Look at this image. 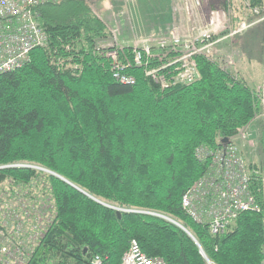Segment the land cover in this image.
Segmentation results:
<instances>
[{"label":"trees","instance_id":"obj_1","mask_svg":"<svg viewBox=\"0 0 264 264\" xmlns=\"http://www.w3.org/2000/svg\"><path fill=\"white\" fill-rule=\"evenodd\" d=\"M40 12L48 47L0 74V167L34 165L66 180L48 175L56 216L28 264H91L97 254L103 264H120L132 239L168 264H262L263 213L244 212L213 234L181 206L208 170L196 149L216 147L253 120L256 87L207 55L197 56L192 83L162 89L134 69L137 83L120 84L93 54L94 41L109 31L89 0L49 2ZM260 144L262 151L263 138ZM41 174L2 168L0 186ZM111 207L125 209L122 217Z\"/></svg>","mask_w":264,"mask_h":264},{"label":"built area","instance_id":"obj_2","mask_svg":"<svg viewBox=\"0 0 264 264\" xmlns=\"http://www.w3.org/2000/svg\"><path fill=\"white\" fill-rule=\"evenodd\" d=\"M59 1L0 0V74L21 69L30 61L35 48L48 47V35L40 25V8L46 3ZM224 4L227 8L216 10L211 3L207 4L209 23L197 29L188 28L187 31L175 25L168 33L158 34L160 36L149 35L122 41L116 27H107L109 34L94 41L93 54L103 60V65H106L113 79L123 85L133 86L137 83L134 69L143 70L145 76L162 89L192 83L199 75L197 56L211 57L218 41L244 33L251 26L242 22L233 29L232 19L227 13L230 2L226 0ZM195 5L200 7V0H195ZM255 9L259 11L257 6ZM229 29V34L215 39L218 31ZM233 63L232 57L227 56L225 65H222L230 68ZM255 97L259 103L258 112L250 123L228 139V143L219 140L216 147L200 145L196 149V158L207 162L208 170L184 192L181 206L192 220L208 226L213 234L223 233L244 212L264 214V145L260 170L250 168L245 148H255L254 131L257 124L264 140V81L256 87ZM11 166L42 169L28 164ZM11 166H1L0 169ZM256 182H259L258 186ZM5 204V201L0 202V264H26L28 252L24 245L27 241L22 239L18 244L14 242L15 235L19 236L14 235V223L22 221L19 217L13 221L11 209H3ZM19 245L21 250H12V247L17 248ZM105 259L101 255H94L91 264H103ZM120 264L168 263L159 256L149 257L139 241L132 239Z\"/></svg>","mask_w":264,"mask_h":264},{"label":"rangeland","instance_id":"obj_3","mask_svg":"<svg viewBox=\"0 0 264 264\" xmlns=\"http://www.w3.org/2000/svg\"><path fill=\"white\" fill-rule=\"evenodd\" d=\"M89 1L94 12L105 21L108 28L116 27L118 29L122 41H131L134 38L149 35L160 36L158 34L168 33L176 24H182L181 29H197L206 26L210 21L207 4L211 3L215 10L227 8V5L224 4L226 0H200V7L195 5V0ZM228 1L230 4L227 13L230 20L232 19L233 29H236L241 22H246L251 26L244 33L216 43L211 58L225 65L227 56H231L234 62L233 66L225 68L238 75L236 62L239 56L242 60L241 67L245 72V81L254 88L264 81V31L262 32L264 29V5L263 7L257 6L259 10L257 12L255 7L250 5L249 0ZM240 12L247 13L248 16L250 14V17ZM235 17L239 20L238 23L235 22ZM225 31L230 33V29L218 31L215 39L219 40L227 35L221 36V33ZM229 39L230 41H228ZM261 136L262 132L259 134L257 124L254 131L255 148L245 147L248 152L246 160L249 164L262 160L261 144L259 143ZM34 169L40 171L42 177L33 178L29 184H17L11 179H7L0 186V202L7 203L3 209H11L10 215L13 221L15 217H19L22 221L14 223V235H19L17 237L15 235L14 242L18 244L22 239L27 241L24 245L28 252L26 264L34 256L44 233L56 215L54 197L48 182V175L52 173L45 168ZM21 202L33 207H27ZM12 250H21V245L17 248L12 247Z\"/></svg>","mask_w":264,"mask_h":264},{"label":"water","instance_id":"obj_4","mask_svg":"<svg viewBox=\"0 0 264 264\" xmlns=\"http://www.w3.org/2000/svg\"><path fill=\"white\" fill-rule=\"evenodd\" d=\"M222 143H224V144H226V143H228V138H224L223 139V141H222ZM28 167H31V166H28ZM47 171H49L50 173H52L53 175H55V176H57V177H59V178H61V179H63L59 174H57V173H54V172H52V171H50V170H47ZM63 180H65V179H63ZM66 181V180H65ZM100 202V201H99ZM101 203V202H100ZM108 207H110V206H108ZM111 208H113V209H115L116 211H117V215L119 216V217H122V211H125L124 209H121V208H117V207H111ZM170 221H172L173 223H175L176 225H178L181 229H183L185 232H187L193 239H195L194 238V236L192 235V233L185 227V226H183L181 223H179V222H177V221H175V220H172V219H169ZM196 241V240H195ZM201 252H202V254L205 256V254H204V252H203V250L201 249Z\"/></svg>","mask_w":264,"mask_h":264},{"label":"crops","instance_id":"obj_5","mask_svg":"<svg viewBox=\"0 0 264 264\" xmlns=\"http://www.w3.org/2000/svg\"><path fill=\"white\" fill-rule=\"evenodd\" d=\"M240 13H242V14H246L247 16H248V14L247 13H244V12H240ZM209 23V22H208ZM240 23V22H239ZM242 23V22H241ZM240 23V24H241ZM177 26H183L182 24H176ZM173 26H175V25H173ZM172 26V27H173ZM238 28V27H237ZM260 28H262V27H260ZM172 29V28H171ZM170 29V30H171ZM188 30V28L187 29H182V31H187ZM260 30V29H259ZM264 31V29H262V32ZM237 34H240V33H237ZM237 34H235V35H237ZM234 35V36H235ZM230 40V39H229ZM235 41V40H234ZM222 42V41H221ZM217 43H220L219 41L217 42ZM227 43H228V41H227ZM231 43H232V40H231ZM236 44H237V42H236ZM216 46V45H215ZM246 46V45H245ZM223 59L225 58L224 56L222 57ZM241 59L239 58V56L237 57V62H236V66H237V68H238V76L239 77H242V78H244V75H245V72L243 71V69H242V67H241ZM245 79V78H244ZM264 80V79H263ZM262 80V81H263Z\"/></svg>","mask_w":264,"mask_h":264}]
</instances>
